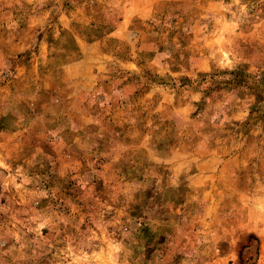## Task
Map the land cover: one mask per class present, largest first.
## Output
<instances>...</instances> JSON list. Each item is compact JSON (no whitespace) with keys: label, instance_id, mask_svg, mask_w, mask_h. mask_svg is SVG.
I'll return each mask as SVG.
<instances>
[{"label":"rangeland","instance_id":"374dc122","mask_svg":"<svg viewBox=\"0 0 264 264\" xmlns=\"http://www.w3.org/2000/svg\"><path fill=\"white\" fill-rule=\"evenodd\" d=\"M0 264H264V0H0Z\"/></svg>","mask_w":264,"mask_h":264}]
</instances>
